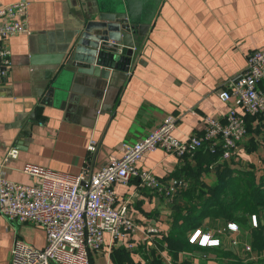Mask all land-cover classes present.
<instances>
[{
	"label": "crops",
	"instance_id": "1",
	"mask_svg": "<svg viewBox=\"0 0 264 264\" xmlns=\"http://www.w3.org/2000/svg\"><path fill=\"white\" fill-rule=\"evenodd\" d=\"M15 1L0 0V6ZM27 2L28 33L7 40L11 66L0 86V176L20 183L35 181L22 172L26 163L77 174L90 138L98 142L90 160V167L97 169L120 156L123 142L144 137L167 117L177 122V138L199 134L204 116L221 119L231 105L219 100L218 91L244 68L250 51L264 48V0H129L151 27L135 49L127 78L120 73L111 85L76 76L63 80L58 96H47L56 60L67 49L68 26L95 0ZM246 130L227 160L210 155H217L211 147L193 158L156 150L145 154L137 167L165 182L176 176L191 178L193 170L208 165L198 173L205 187L216 181L219 170L225 178L253 173L264 188V117H247ZM11 148L18 155L3 164ZM114 191L116 206L127 205L134 231L129 240L112 244L105 235L91 264H264V252L247 250L248 233L240 230L246 244L236 252L222 240L219 248L175 253L166 236L181 200L142 187L136 178L116 184ZM205 222L206 232L212 231L209 224H222ZM150 227L159 234L148 239L145 230ZM197 231L190 242L196 243ZM15 239L45 245L42 229L0 215V264H9Z\"/></svg>",
	"mask_w": 264,
	"mask_h": 264
},
{
	"label": "built area",
	"instance_id": "2",
	"mask_svg": "<svg viewBox=\"0 0 264 264\" xmlns=\"http://www.w3.org/2000/svg\"><path fill=\"white\" fill-rule=\"evenodd\" d=\"M27 11V0L0 6V86L6 83L11 66L7 40L28 33ZM217 96L231 105L221 119L204 116L199 134L177 138V122L167 117L144 137L123 142L120 156L110 158L97 169L90 167V160L98 142L90 138L88 155L77 174L26 163L22 172L34 178V182L20 183L0 176V215L10 221L32 224L45 234L43 247L15 239L9 264H91L92 255L103 248L105 235L111 244L129 240L134 225L127 214V205L116 206V184L124 185L136 178L140 186L156 190L167 199L187 185L185 179L170 178L163 182L152 171L139 170L137 164L147 153L161 150L182 158L206 144L219 149L220 158L232 157L247 133V117H264V48L247 54L244 68L228 79ZM17 155L16 148L9 149L3 164ZM252 223H256L255 216ZM227 230L235 232L237 225L229 222ZM217 232L221 234L220 230ZM158 234L154 227L145 230L148 239ZM196 238L200 246L222 243L210 231H197ZM126 246L130 248L132 243L127 242ZM246 249L250 250L249 246Z\"/></svg>",
	"mask_w": 264,
	"mask_h": 264
},
{
	"label": "water",
	"instance_id": "3",
	"mask_svg": "<svg viewBox=\"0 0 264 264\" xmlns=\"http://www.w3.org/2000/svg\"><path fill=\"white\" fill-rule=\"evenodd\" d=\"M131 2V1H130ZM132 3V2H131ZM129 0H95L68 26L67 49L56 60V76L48 79L46 95L58 96L63 80L91 77L113 84L126 79L135 49L151 24L145 23Z\"/></svg>",
	"mask_w": 264,
	"mask_h": 264
},
{
	"label": "trees",
	"instance_id": "4",
	"mask_svg": "<svg viewBox=\"0 0 264 264\" xmlns=\"http://www.w3.org/2000/svg\"><path fill=\"white\" fill-rule=\"evenodd\" d=\"M208 150V145L201 146L192 155H186L182 158L195 157L202 151ZM217 155L210 154L220 158V150L217 149ZM219 155V156H218ZM205 168H199L198 171H192L191 178L185 179L181 176L175 178L185 179L186 187L180 188L174 195L181 202L178 205V211L173 216V226L166 236L171 243L175 253L186 252L192 248L214 249L219 246H200L198 243H190L189 236L196 229L207 231L205 220L213 222L214 220L222 223L223 227L231 222L237 225L242 232L248 233V245L251 252H264V188L263 182L257 184L254 181V174L250 172H239L236 175L225 178L217 170V179L210 186L205 187L203 181L199 179V172L205 171ZM235 181V182H233ZM252 216H255L256 223H252ZM214 229L215 228H210ZM218 231V230H217ZM215 237H220V233L213 232ZM217 250V249H216ZM158 264H162L158 262Z\"/></svg>",
	"mask_w": 264,
	"mask_h": 264
},
{
	"label": "rangeland",
	"instance_id": "5",
	"mask_svg": "<svg viewBox=\"0 0 264 264\" xmlns=\"http://www.w3.org/2000/svg\"><path fill=\"white\" fill-rule=\"evenodd\" d=\"M233 182H235V181H233ZM227 224H226L225 228H222L223 227L222 224L211 223V224H209V227L215 228V230L212 229V231H210V232L213 234V232L215 233V232H217V230H220V232H221L220 236L221 237H219V238H221L223 240V242L225 244L224 246H226L229 250L231 249L234 252H236L238 249L241 248V246L244 248V244H246V243H243L242 240H244L246 242V238H245L246 236L243 237V235H241L239 237V235H238V232H239L238 227H237V231H235V232L228 231L227 230ZM198 230L200 232H203L202 229H198ZM196 240H197V238H196ZM233 240H235L236 243H234ZM240 241H241V243H240ZM190 243H192V242H190Z\"/></svg>",
	"mask_w": 264,
	"mask_h": 264
}]
</instances>
